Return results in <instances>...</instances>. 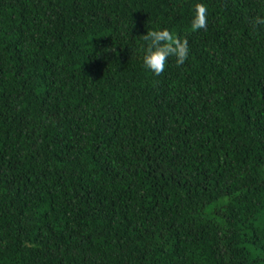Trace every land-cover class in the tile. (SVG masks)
<instances>
[{
	"label": "trees",
	"instance_id": "16d2710c",
	"mask_svg": "<svg viewBox=\"0 0 264 264\" xmlns=\"http://www.w3.org/2000/svg\"><path fill=\"white\" fill-rule=\"evenodd\" d=\"M196 2L0 0V264H264V0Z\"/></svg>",
	"mask_w": 264,
	"mask_h": 264
},
{
	"label": "clouds",
	"instance_id": "9594fccd",
	"mask_svg": "<svg viewBox=\"0 0 264 264\" xmlns=\"http://www.w3.org/2000/svg\"><path fill=\"white\" fill-rule=\"evenodd\" d=\"M206 6L202 0H197L191 19V28L199 29L206 25ZM255 23L264 25V16H257ZM143 65L148 70L159 75L165 70L169 57L175 56V63L183 65L189 56V44L186 38L178 37L168 27H151L141 37Z\"/></svg>",
	"mask_w": 264,
	"mask_h": 264
}]
</instances>
